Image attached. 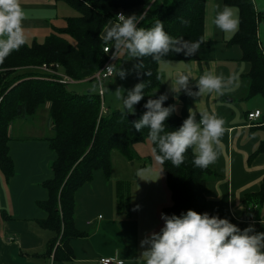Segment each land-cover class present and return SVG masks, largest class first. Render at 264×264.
Returning <instances> with one entry per match:
<instances>
[{
    "label": "crops",
    "instance_id": "1",
    "mask_svg": "<svg viewBox=\"0 0 264 264\" xmlns=\"http://www.w3.org/2000/svg\"><path fill=\"white\" fill-rule=\"evenodd\" d=\"M20 3L25 10L24 28L33 33L42 28L51 31L61 25H58L60 21L65 22L64 17L75 14L64 2L56 0H20ZM254 3L257 11L264 14V0H254ZM225 5L223 0H206V44L195 53V60L159 63L158 68L164 77L161 94H167L168 99L174 101L176 113L184 120L189 116V109L196 113L197 120L202 112L224 120L225 130L220 137L219 154L211 164L216 177L207 182L206 209L210 214L228 218L241 229L254 224L256 231L264 232V225L259 223L264 218V203L246 202L248 195L261 191L264 181V153L255 154L264 140V124L261 119L254 121L248 117L249 113L257 110L263 113L260 107H264V104L255 99L260 96L249 97V91L246 93L249 89L246 76L252 66L243 58L242 48L230 44L239 29V8L232 7L239 20L235 31L224 32L213 23L216 13ZM258 34L264 46V21H259ZM178 71L192 74L190 87L193 91L198 90L195 83L205 72L222 74L226 78V85L221 92L205 93L202 97L189 96L183 90L177 94L171 90V80ZM41 111L46 113L41 117V122L45 123L42 131L36 136L19 135L20 140L30 139L29 142L35 143H24L26 145L16 156L15 169L19 172L18 168L22 166L24 171L16 179L8 181L11 190L4 183V174L0 173L3 210L0 221V264H100L102 258H116L123 264H140L135 259L143 251L141 240L160 231L164 224L162 213L174 214L166 212L173 207L174 200L164 166L155 161L156 152L152 142L147 139L144 144H135L134 161L131 163L126 159L133 166L143 162L138 168L152 169L142 177L144 180L137 175L132 180L124 176L126 181H133L130 211L119 212L117 208L115 189L119 180L110 182L116 170L113 158L110 175L97 170L92 180L77 190L70 224L66 226L62 220V229L56 223L52 227L46 223L51 211L42 205L50 199V192L46 187V194L40 186L44 187L52 179L51 165L57 157L52 161L39 162L34 157L41 142V151L49 153L51 158L55 157L51 153L50 141L46 139L51 135L48 108L38 111L33 120H39ZM19 121L20 129L30 122ZM37 203L44 210L37 207ZM57 210L59 216L64 217L62 208ZM14 212H21L27 218L18 217ZM56 225L58 228H55Z\"/></svg>",
    "mask_w": 264,
    "mask_h": 264
},
{
    "label": "trees",
    "instance_id": "2",
    "mask_svg": "<svg viewBox=\"0 0 264 264\" xmlns=\"http://www.w3.org/2000/svg\"><path fill=\"white\" fill-rule=\"evenodd\" d=\"M56 1L64 2L74 13L78 10V14L64 17L66 24L52 28L53 32L44 42L34 41L30 45L26 42L0 63V166L8 177L13 174L14 163L9 147L10 127L19 120L27 122L38 111L48 108L51 135L46 139L57 153V158L51 165L53 177L45 183L50 199L42 205L51 211L46 223L52 227L56 223L62 229V220L68 226L73 219L77 190L90 182L97 170L110 175L113 152L119 151L127 160L134 161V146L147 139L149 130L145 128L137 132L132 124L146 111L143 105L149 97L158 98L162 95L164 77L158 68L159 63L151 56L140 58L143 67L135 68V85L141 82L146 85V96L135 106V115L125 116L120 110L105 108L100 94L69 90L70 85L97 80L95 74L109 60L110 54L104 48L111 45L106 46L100 40V32L118 13H146L138 27L150 28L156 20H161L171 37L183 38L185 41L202 39L203 47L206 44V0H155L152 4H149V0ZM223 1L240 10L239 29L230 44L240 46L243 58L251 63V71L246 76L249 97H264V46L258 34L259 21H264V14L257 11L253 0ZM184 20L188 23H183ZM113 52L115 49H111ZM117 57L113 61L115 70ZM195 58V54L186 56L183 52H170L164 59L192 61ZM139 62V59H135V65ZM44 64L60 66L59 71L75 83L59 82L60 76L41 69ZM173 104V100L165 102V106ZM260 119L264 124V112ZM183 121L175 111L166 122V131L178 129ZM262 128L264 131V125ZM257 153H264V140ZM163 166L174 200L173 207L166 212L176 215L189 209L201 214L208 212L207 182L216 177L211 164L207 168L196 167L193 164L192 149L189 148L181 165L175 166L171 161H166ZM116 185L118 211H130L131 182L119 180ZM246 202L264 203V181L261 191L248 195ZM58 208H62L64 217L59 216Z\"/></svg>",
    "mask_w": 264,
    "mask_h": 264
},
{
    "label": "clouds",
    "instance_id": "3",
    "mask_svg": "<svg viewBox=\"0 0 264 264\" xmlns=\"http://www.w3.org/2000/svg\"><path fill=\"white\" fill-rule=\"evenodd\" d=\"M152 3L155 0H149V4ZM145 15L121 12L105 25L100 32V40L106 46L111 45L110 49H115V57L123 51L129 57L139 59L134 67L141 69L142 57L151 56L157 63L170 62L164 59L170 52L192 56L200 49L202 39L185 41L173 38L165 31L161 20H156L150 28L138 27ZM24 17L25 10L20 0H0V63L26 43ZM182 22L188 23L186 20ZM213 23L224 32H233L239 20L232 7L225 5L216 13ZM113 68L114 65L108 66L106 72L111 73ZM117 75L125 79L128 72L120 67ZM191 79L190 72L178 71L171 80V90L177 94L183 90L189 96L202 97L205 93L221 92L226 85L222 74L205 72L195 83L198 90L193 91ZM145 86L141 82L130 90H123L124 95L119 96L123 115L136 114L135 106L146 96ZM116 92L119 93V89ZM167 100V94L149 97L143 105L146 111L133 122V128L137 132L145 128L149 130L147 139L155 146V161L161 164L171 161L179 166L191 148L193 164L207 168L219 154L224 120L207 112L200 113L197 120L196 113L189 109V116L178 129L166 131V122L176 111L175 104L165 106ZM151 171V168H138L136 175L142 179ZM161 219L164 224L160 231L151 233L140 242L143 251L135 259L140 264H264V232L256 231L254 224L241 229L228 218L191 209L179 215L162 213ZM259 223L264 225V218Z\"/></svg>",
    "mask_w": 264,
    "mask_h": 264
},
{
    "label": "rangeland",
    "instance_id": "4",
    "mask_svg": "<svg viewBox=\"0 0 264 264\" xmlns=\"http://www.w3.org/2000/svg\"><path fill=\"white\" fill-rule=\"evenodd\" d=\"M233 9H235V8H233ZM75 14H78V10H75ZM58 25L64 26L65 22L60 21V23ZM24 29H25V35L27 38L26 42L29 45L32 44L34 40H37L39 42H44L45 39L47 38V36L53 32L52 30L47 31V29H45V28H42V30H37L36 33L31 32L27 28H24ZM115 65H116V75L114 77L103 80V82L101 84L99 83L98 80H95L92 82L85 81L82 83L70 85L69 90H73V91L78 92V93H85L87 91H91L92 93H94L96 95L100 94L101 98H102V102H104V105L106 108H108L112 111H114V110H120L121 111V100L119 99V96L124 95L123 90H130V89L134 88V86H135V80H136V78H135V67H134L135 66V58L129 57L125 52L122 51L121 54L115 60ZM120 67H122V69H124L128 72V75L125 79H122L117 75V72H118ZM50 74L52 75V73H50ZM55 79L57 80V78H55ZM100 85H102V88ZM118 89H119V93L116 92ZM248 91H249V89L247 88L246 93H248ZM101 92H103V93H101ZM103 97H104V99H103ZM255 99H258V101H262V103L264 104V97L260 96V97H257ZM251 100H253V99H251ZM260 109L263 110V112H264L263 106L260 107ZM45 115H46V113L44 111H41L40 114L38 115L39 120L30 119V122H32V123L29 122L26 125L22 126V129L19 128V125H21L20 121L19 122L17 121L16 123H14L15 125L13 124V126H12V128H13L12 133L9 132V135L11 137V141L9 143V147L11 145L10 156H11L13 163H14L13 174L8 177L3 172V170L0 166V173L4 174V176H5L4 183H6L9 186V189H10V185H9L8 181H12V179H16L17 177H19V175H22V172L24 171V168L22 166H19V168H18L19 172L15 169V165L17 162L16 156H18V154L21 150V147L26 145L24 143H35V142H29V141H31L30 139L20 140L19 135L21 134L22 136H25V135L36 136V134H39L42 131V128L45 127V123L41 122L43 120V119H41V117H43ZM46 127H47V125H46ZM146 141H147V139L141 143L144 144ZM42 145H43V143L41 142V144H39V147H38V149H36L35 154H34V157L37 159V161L39 162V161H52V160H54L57 157V153L55 152V150H53V149L51 150V153L55 155L54 158L53 157L51 158L49 153L46 154V153L41 151ZM113 158L115 159V162H116V170H115V173L112 177V180L110 181V182L114 181L113 183H116L120 179H123L122 181H124L125 180L124 176L130 177L131 180L134 179L135 175H136L137 168L143 163V162H139L137 166H133V165H131L132 162L128 163L126 161V158L123 155H121V153L119 151L113 152ZM127 164H129V167ZM130 182H131V184H133V181H130ZM40 187L46 194L48 193L45 185H44V187L43 186H40ZM116 191H117V188L115 189V193H116ZM24 199H27V198L25 197ZM115 201H116V199H115ZM37 207H39L40 209H43L40 204L38 205V203H37ZM2 213H3V210H1V198H0V221H1ZM14 213L18 217L27 218V215H25L21 212L20 213L14 212Z\"/></svg>",
    "mask_w": 264,
    "mask_h": 264
},
{
    "label": "built area",
    "instance_id": "5",
    "mask_svg": "<svg viewBox=\"0 0 264 264\" xmlns=\"http://www.w3.org/2000/svg\"><path fill=\"white\" fill-rule=\"evenodd\" d=\"M106 49H110V47H105L104 50L106 53L110 54V58L109 60L106 62V64L104 65V67H102V69L100 71L97 72V74L95 75L96 79L99 81V83L101 84L103 82V80H106L108 78H112L115 76L116 74V70L115 67L113 68V71L111 73H107V67L110 65H113V61H114V53H111V49L110 50H106ZM41 69H43L44 71L53 73V74H57L59 77V82H62L64 84H74L75 81L72 80V78H70L68 75H65L63 73H61V71H59L60 66L58 65H48V64H44L43 67H41ZM103 93V92H101ZM249 119L257 121L262 117V113L260 110H257L255 112H251L249 115ZM122 264V261H118L116 258H102L100 260V264Z\"/></svg>",
    "mask_w": 264,
    "mask_h": 264
}]
</instances>
